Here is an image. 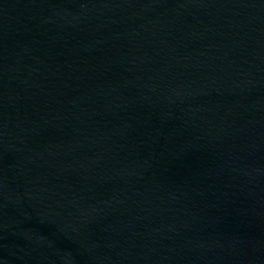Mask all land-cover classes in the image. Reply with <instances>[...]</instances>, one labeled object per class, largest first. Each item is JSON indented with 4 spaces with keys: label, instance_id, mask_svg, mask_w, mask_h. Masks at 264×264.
<instances>
[{
    "label": "water",
    "instance_id": "obj_1",
    "mask_svg": "<svg viewBox=\"0 0 264 264\" xmlns=\"http://www.w3.org/2000/svg\"><path fill=\"white\" fill-rule=\"evenodd\" d=\"M0 264H264V0H0Z\"/></svg>",
    "mask_w": 264,
    "mask_h": 264
}]
</instances>
